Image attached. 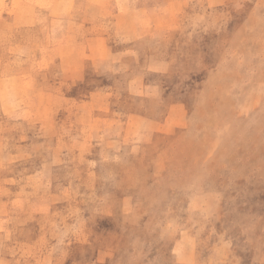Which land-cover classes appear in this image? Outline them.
Listing matches in <instances>:
<instances>
[{
  "label": "rangeland",
  "instance_id": "obj_1",
  "mask_svg": "<svg viewBox=\"0 0 264 264\" xmlns=\"http://www.w3.org/2000/svg\"><path fill=\"white\" fill-rule=\"evenodd\" d=\"M122 1L101 0L109 10L96 14L106 16L97 23L105 27L101 36L115 32L110 22L131 19ZM9 2L0 11V83L11 105V114L0 112V256L6 250L9 260L32 264H264V0H226L218 11L207 9V0L189 5L184 21L191 28L177 34L191 72L188 128L205 133L220 117V138L183 143L155 161L153 177L150 158L129 157L125 147L100 151L94 135L88 145L78 139L77 126L54 125L51 134L31 124L22 111L29 98L3 80L25 69L13 42L31 34L15 33L16 24L34 16L36 35L64 41V79L75 88L67 93L73 105L59 118L76 116L83 110L78 100L105 89L126 108L130 77L119 52L99 72L79 73L74 48L95 32L85 18L63 20L65 13L50 14L46 6L13 10ZM69 68L75 78L67 77ZM218 68L223 73L209 83L207 72Z\"/></svg>",
  "mask_w": 264,
  "mask_h": 264
},
{
  "label": "crops",
  "instance_id": "obj_2",
  "mask_svg": "<svg viewBox=\"0 0 264 264\" xmlns=\"http://www.w3.org/2000/svg\"><path fill=\"white\" fill-rule=\"evenodd\" d=\"M4 1L0 0L1 12L5 10ZM39 1L40 3L38 0H12L8 7L10 5V8L19 11L18 7L22 6L36 12L39 6H46L50 14L65 13L63 20L75 19V22H81L85 18L84 26L91 30L94 27L95 32L84 37L74 48L81 60L79 73L83 76L89 72H99V64L109 60L111 53L119 52V60L127 67L130 77L125 87V97L131 102L136 93L139 104L133 109L128 102L125 104L126 108L121 109L118 107L119 96H110L116 94V91L105 89V94L91 92L89 96L78 100V105L83 110L76 116H70L66 112L59 118L57 114L63 106L70 104V100L73 105L74 101L67 93L75 88L71 81L64 79V41L36 35L38 33L33 16L31 23L11 27L19 35L31 34L29 38L15 36L17 38L13 42L14 57L24 61L25 69H21V72L14 71L3 79L18 87L20 92H25L29 98L28 109L23 107L22 111L28 113L31 124L44 126L51 134L54 132V125L77 126L75 130L78 139L88 145L94 135L100 151L103 147H108V151L112 152L125 147L129 157L142 160L150 158L152 177L155 161L172 156L183 143H201L220 138L217 135L222 121L220 117L216 126L207 128L203 131L205 133L190 131L188 128L189 108L184 100L192 90L191 72L186 69L188 54L183 51L185 47H182L187 44L179 42L181 40L177 38V34L191 28L189 21L184 19L194 0H125L126 5L122 4L126 8L123 9L125 13L133 14L131 19L120 21V24L118 19L110 22L109 27H113L115 32L106 35L108 32L105 34L104 31L103 36L99 31L105 30V27L102 24L97 26V23L106 16L96 14H106L109 10L103 7L101 0H93V3L87 0ZM225 1L207 0V9L218 11ZM119 8L122 10V7ZM120 9L117 10L118 14L123 13ZM91 13L95 15H89ZM51 17L54 19L53 15ZM61 28L58 31L62 33L64 29L61 31ZM119 44L121 47H117ZM1 59L0 57V61ZM34 62L36 66H33ZM223 71L218 68L207 72L209 83L214 84L215 77ZM74 76L75 73L69 68L67 77L75 78ZM56 79L60 81L52 83ZM37 80L40 84H37ZM130 85L134 87L130 88ZM3 91L5 90L0 83V112L11 114L8 110L11 105L3 98ZM41 108L51 111L42 116L37 111ZM96 127L100 132H96ZM53 150L56 157L57 150ZM12 248L15 249L16 246L13 245ZM4 251L1 252L3 255L0 256V264H32L22 262L14 255H8L9 260L6 258V250Z\"/></svg>",
  "mask_w": 264,
  "mask_h": 264
}]
</instances>
